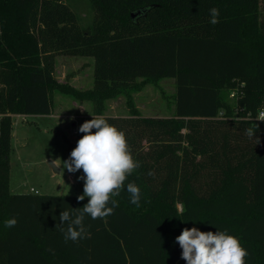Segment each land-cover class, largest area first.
<instances>
[{
	"label": "trees",
	"instance_id": "16d2710c",
	"mask_svg": "<svg viewBox=\"0 0 264 264\" xmlns=\"http://www.w3.org/2000/svg\"><path fill=\"white\" fill-rule=\"evenodd\" d=\"M90 2L94 22L81 27L65 0H0V264H186L176 237L192 227L226 230L249 252L245 264H264V122L255 119L264 105V0ZM59 55L94 59L93 90L57 83ZM171 78L173 114L143 117L132 94ZM54 91L93 102L141 163L112 197V215L85 216L91 236L78 242H65L59 216L87 204L83 193L10 188L12 116H50ZM120 95L130 115L103 116ZM132 181L140 207L126 190ZM12 217L17 225L5 228Z\"/></svg>",
	"mask_w": 264,
	"mask_h": 264
},
{
	"label": "rangeland",
	"instance_id": "374dc122",
	"mask_svg": "<svg viewBox=\"0 0 264 264\" xmlns=\"http://www.w3.org/2000/svg\"><path fill=\"white\" fill-rule=\"evenodd\" d=\"M81 27L90 26L95 12L90 0H65ZM55 79L80 92L93 90V58L59 55L54 59ZM175 79H165L158 85H147L134 92L136 109L143 117H170L175 109ZM53 112L50 116L14 115L10 158V188L12 194L76 196L83 193V170L75 173L63 169L62 161L70 157L80 137L79 127L95 117L91 101H79L60 91L52 93ZM130 108L127 97L120 95L105 102L103 116L127 117ZM60 169L55 174L53 162ZM34 192V193H33ZM38 192V193H37Z\"/></svg>",
	"mask_w": 264,
	"mask_h": 264
},
{
	"label": "clouds",
	"instance_id": "9594fccd",
	"mask_svg": "<svg viewBox=\"0 0 264 264\" xmlns=\"http://www.w3.org/2000/svg\"><path fill=\"white\" fill-rule=\"evenodd\" d=\"M210 23H219L220 10L211 8ZM256 121L264 122V111L259 112ZM256 123V129H258ZM256 129L249 128L245 134L260 143ZM95 130V131H93ZM79 132L84 135L78 140L77 146L71 151L70 157L62 161L68 172L75 173L83 170V195L78 201L88 198V203L81 208H71L61 211L60 224H67V228H60L65 242H78L90 238L91 233L84 224L86 215L92 219L106 218L114 213L118 203L112 197L119 196L125 188V182L133 172L141 166L139 160L132 155L125 132L107 122L104 117H93L85 121ZM54 163V161H53ZM149 175H152L150 172ZM130 194V202L140 207L141 189L135 181L126 184ZM111 202V207H109ZM18 220L15 217L4 222L5 228H13ZM57 227V226H56ZM176 242L182 248L181 258L186 264H245V257L249 252L241 245L237 237L227 234V231L217 230L215 233L202 232L196 227L185 228L176 237Z\"/></svg>",
	"mask_w": 264,
	"mask_h": 264
},
{
	"label": "built area",
	"instance_id": "2783aa9c",
	"mask_svg": "<svg viewBox=\"0 0 264 264\" xmlns=\"http://www.w3.org/2000/svg\"><path fill=\"white\" fill-rule=\"evenodd\" d=\"M238 94H239V91H238V90H235V91H233V92L231 93L230 98H231V99H236L237 96H238ZM261 111H264V105H263L262 108L259 110V112H261ZM259 112H258V114H259ZM258 114H257V116H258ZM257 116L255 117V119L257 118Z\"/></svg>",
	"mask_w": 264,
	"mask_h": 264
},
{
	"label": "water",
	"instance_id": "95a60500",
	"mask_svg": "<svg viewBox=\"0 0 264 264\" xmlns=\"http://www.w3.org/2000/svg\"><path fill=\"white\" fill-rule=\"evenodd\" d=\"M48 164L52 168V170H53V172L55 174H59L60 173V169L53 162H49Z\"/></svg>",
	"mask_w": 264,
	"mask_h": 264
},
{
	"label": "crops",
	"instance_id": "0c3cea01",
	"mask_svg": "<svg viewBox=\"0 0 264 264\" xmlns=\"http://www.w3.org/2000/svg\"><path fill=\"white\" fill-rule=\"evenodd\" d=\"M34 193V192H33ZM38 193V192H37Z\"/></svg>",
	"mask_w": 264,
	"mask_h": 264
}]
</instances>
